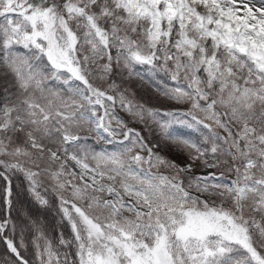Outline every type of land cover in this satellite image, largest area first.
Listing matches in <instances>:
<instances>
[{
  "label": "snow or ice",
  "instance_id": "obj_1",
  "mask_svg": "<svg viewBox=\"0 0 264 264\" xmlns=\"http://www.w3.org/2000/svg\"><path fill=\"white\" fill-rule=\"evenodd\" d=\"M0 244L264 264V0H0Z\"/></svg>",
  "mask_w": 264,
  "mask_h": 264
},
{
  "label": "trees",
  "instance_id": "obj_2",
  "mask_svg": "<svg viewBox=\"0 0 264 264\" xmlns=\"http://www.w3.org/2000/svg\"><path fill=\"white\" fill-rule=\"evenodd\" d=\"M19 183H20L19 180H14V184H19ZM29 199L30 198H28L26 195H21V197H20L21 203H23L25 205H26V203H28ZM40 211H41V217L43 214H47V215L56 214L57 215V209H55V208H53L47 212H45L44 210H40ZM48 221H49L48 223L50 224V217H49ZM60 230H62L66 236L69 234V229L67 227L59 224V222H58V227H54V226L49 227V231L53 235H55ZM26 243H29V249L25 251V254L30 256L31 255V253H30V240L26 241ZM4 254H5V246L3 244H0V257H2Z\"/></svg>",
  "mask_w": 264,
  "mask_h": 264
},
{
  "label": "rangeland",
  "instance_id": "obj_3",
  "mask_svg": "<svg viewBox=\"0 0 264 264\" xmlns=\"http://www.w3.org/2000/svg\"><path fill=\"white\" fill-rule=\"evenodd\" d=\"M25 206H28V203H26ZM53 215V216H52ZM43 217V218H42ZM42 217H40L49 227L50 226H54V227H58V222H59V216L56 214H51V215H47V214H43ZM50 217V224L48 223V219Z\"/></svg>",
  "mask_w": 264,
  "mask_h": 264
}]
</instances>
